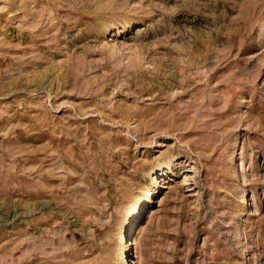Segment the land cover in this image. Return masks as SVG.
I'll return each instance as SVG.
<instances>
[{"label": "rangeland", "instance_id": "rangeland-1", "mask_svg": "<svg viewBox=\"0 0 264 264\" xmlns=\"http://www.w3.org/2000/svg\"><path fill=\"white\" fill-rule=\"evenodd\" d=\"M0 264H264V0H0Z\"/></svg>", "mask_w": 264, "mask_h": 264}]
</instances>
